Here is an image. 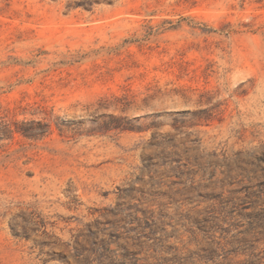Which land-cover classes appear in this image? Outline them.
Wrapping results in <instances>:
<instances>
[{
	"label": "rangeland",
	"instance_id": "obj_1",
	"mask_svg": "<svg viewBox=\"0 0 264 264\" xmlns=\"http://www.w3.org/2000/svg\"><path fill=\"white\" fill-rule=\"evenodd\" d=\"M0 264H264V0H0Z\"/></svg>",
	"mask_w": 264,
	"mask_h": 264
},
{
	"label": "trees",
	"instance_id": "obj_2",
	"mask_svg": "<svg viewBox=\"0 0 264 264\" xmlns=\"http://www.w3.org/2000/svg\"><path fill=\"white\" fill-rule=\"evenodd\" d=\"M43 127H45L44 130H42V132L39 133L31 132V130H29L28 128H21L19 131L24 133L29 138H38L40 136H43L46 132H48L49 128L46 125Z\"/></svg>",
	"mask_w": 264,
	"mask_h": 264
}]
</instances>
